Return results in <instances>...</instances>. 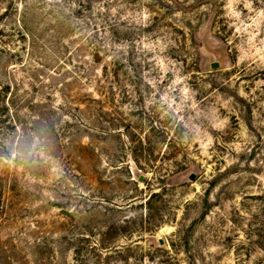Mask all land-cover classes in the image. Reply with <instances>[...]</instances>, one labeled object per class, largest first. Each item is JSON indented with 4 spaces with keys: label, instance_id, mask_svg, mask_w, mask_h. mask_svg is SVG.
Returning <instances> with one entry per match:
<instances>
[{
    "label": "rangeland",
    "instance_id": "rangeland-1",
    "mask_svg": "<svg viewBox=\"0 0 264 264\" xmlns=\"http://www.w3.org/2000/svg\"><path fill=\"white\" fill-rule=\"evenodd\" d=\"M0 264H264V0H0Z\"/></svg>",
    "mask_w": 264,
    "mask_h": 264
},
{
    "label": "water",
    "instance_id": "water-1",
    "mask_svg": "<svg viewBox=\"0 0 264 264\" xmlns=\"http://www.w3.org/2000/svg\"><path fill=\"white\" fill-rule=\"evenodd\" d=\"M216 66H217V63H214L213 67H216ZM191 177L194 178V174H192Z\"/></svg>",
    "mask_w": 264,
    "mask_h": 264
}]
</instances>
